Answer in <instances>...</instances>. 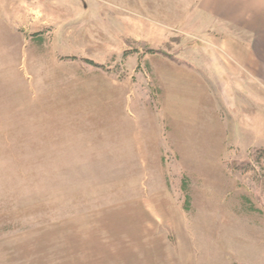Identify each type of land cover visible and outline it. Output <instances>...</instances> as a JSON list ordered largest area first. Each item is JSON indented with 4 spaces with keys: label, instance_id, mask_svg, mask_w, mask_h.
I'll return each mask as SVG.
<instances>
[{
    "label": "rangeland",
    "instance_id": "374dc122",
    "mask_svg": "<svg viewBox=\"0 0 264 264\" xmlns=\"http://www.w3.org/2000/svg\"><path fill=\"white\" fill-rule=\"evenodd\" d=\"M0 264H264V0H0Z\"/></svg>",
    "mask_w": 264,
    "mask_h": 264
},
{
    "label": "trees",
    "instance_id": "16d2710c",
    "mask_svg": "<svg viewBox=\"0 0 264 264\" xmlns=\"http://www.w3.org/2000/svg\"><path fill=\"white\" fill-rule=\"evenodd\" d=\"M187 189V191H188V188H186ZM191 203V201L189 200V204Z\"/></svg>",
    "mask_w": 264,
    "mask_h": 264
}]
</instances>
